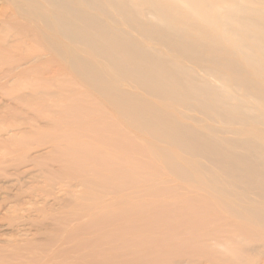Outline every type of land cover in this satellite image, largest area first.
I'll use <instances>...</instances> for the list:
<instances>
[{"label": "bare ground", "instance_id": "6f19581e", "mask_svg": "<svg viewBox=\"0 0 264 264\" xmlns=\"http://www.w3.org/2000/svg\"><path fill=\"white\" fill-rule=\"evenodd\" d=\"M19 1L15 4L19 11L30 7ZM41 1L44 9L37 6L36 11L46 29L41 31L43 37L54 45L52 30L60 34L62 44L70 46L66 49L60 45L58 57L101 98L105 96L120 119L105 114L90 90H73L75 80L72 82L67 74L70 70H65L67 73L55 80L62 91L53 93V89L52 95L45 94L52 96V102H41L37 109L41 117L48 116L42 127L54 137L53 144L46 153L31 160L36 163L44 155L49 161L54 155V164L45 169L47 174L76 181L82 196L90 201L101 199L105 193L112 199L121 192L130 194L147 183L156 201L118 203L109 198L107 208L94 205L98 212L92 213V220L76 224L55 243L48 236V244H60L58 250L53 251L44 242L37 245L35 238L15 251H42L45 255L33 260H38L36 264H68L86 259L89 264H246L242 260L246 251L243 242L249 236L241 238L239 225L218 213L223 210L264 230V9L250 10L260 0ZM176 1L189 4L196 13L216 8L212 27L221 28L223 34L208 28V19L186 14ZM149 15L156 19L149 22ZM20 34L19 41L23 36ZM230 34L235 36L233 42ZM80 45L98 59L101 68L88 60V53L87 57L84 54L87 60L79 56L81 49L76 52L79 55L74 54L75 46L82 48ZM80 83L76 84L83 82ZM223 88L240 91L241 101L225 96ZM106 107L111 113V107ZM119 120H131L132 132L135 129L143 132L140 134L150 133L159 143L177 148L187 162L178 161L170 150L157 151L170 173L194 179L189 168L196 166L217 180L226 179L236 185L239 193L231 188L223 192L220 187L209 188L216 192L215 202L191 193L182 198L166 197L165 193L175 187H163L171 182L163 180L165 174L153 162L154 153L142 146L136 135L123 129ZM52 131L57 132L56 136ZM198 169L195 171L200 173ZM139 183L143 184L137 186ZM247 194L255 202L243 204ZM226 195L242 199L233 204L224 200ZM118 206L124 208L114 210ZM53 217L52 221L61 222L62 228L67 223L66 217ZM96 232L98 235L91 239L84 238Z\"/></svg>", "mask_w": 264, "mask_h": 264}, {"label": "rangeland", "instance_id": "374dc122", "mask_svg": "<svg viewBox=\"0 0 264 264\" xmlns=\"http://www.w3.org/2000/svg\"><path fill=\"white\" fill-rule=\"evenodd\" d=\"M16 1L0 0L1 2L0 9H2L0 10V13L4 11L2 14H0L1 18H3L0 19V26H1L0 27V44H1L0 45V264H36L38 260L36 261L33 260L38 257H43L45 254L42 251L23 250L18 252L15 251V248L21 245H25L29 243L31 240H34L35 238H37L36 239L37 241L34 242H36L37 245H39L38 242H44L48 244L49 241L48 236L53 237L52 239L54 240L55 243L56 241L59 240L60 237H62V234H68V232L71 231L76 224L87 222L88 220H92L93 219L92 213L98 212L94 207V205L96 204H101V209H102L104 205L105 208H107V203H110L111 201H116L118 203L127 202V201H133V203H140V202H149L156 200L150 196L149 183H147L143 187L141 186L139 188L134 189L135 191L132 190L130 194L128 192H121L112 199L111 196H107L108 194L105 193L104 197H101V199L98 197L97 201L96 200L90 201L86 195L82 196V189L81 187H78L76 181H73L69 177H65V176L55 177L51 174H47V170L45 169H47L48 164L49 166L54 164L52 160L54 155L49 158L50 159L49 161L44 158L45 157L44 155L38 159V161L40 162L36 161V163H34L31 160V157L41 155L44 152L46 153L53 144V142H51L52 140L51 138H54L53 136L50 137L48 135L50 131H46L43 128L45 127L44 126L45 124L43 122L44 120H46V118H48V116L44 115V118L46 117L44 119L43 117L38 115L40 114L41 111L37 112V109L40 108L41 102L47 103L48 100H49L48 103L52 102L51 99L52 96L48 97V95L45 94L52 95L53 89H55L53 93H56L59 90L62 91L61 84L55 83V80L57 78L61 79L63 77L61 75H64L69 70L71 72L69 71L67 74H69V76L73 78L72 82L73 80H75L74 84L72 85L73 90H77L79 91V93H81L83 89L84 90L83 92H87L90 90L89 91L90 93L91 92L94 94L96 93L95 95L92 94L93 96H95L94 100L96 99L95 101L99 102L98 106L103 109L105 114L111 116V118L115 117L116 120L120 118L114 112L112 106L109 105L108 103L109 101H107V98L105 96L101 98L98 92L91 89L83 80H81L78 73L76 76L74 69L71 68V66H69L66 61H63L60 57H58L59 51H62L61 46H63L64 48L66 47L68 48L70 46L69 44L68 46L66 44H62V40H61L62 37L60 36V34H58L56 30L55 31L52 30L54 45L48 42L41 34V31L46 29L41 18L37 15L36 7L38 6L39 8L44 9V7L42 6L44 5V2H42L41 0H32V2L30 3L24 1L23 3L18 0L21 4L30 6L27 8H23L19 11L15 6ZM11 2L13 3L11 4ZM175 3L178 5V7L181 10L186 11V14L189 13V15L192 17L194 16L197 19L204 18L206 21L208 19L209 23L206 24L207 27L210 28L211 30L214 28L212 27L213 26L212 21L214 20L215 18L214 16L217 13L216 8L211 9L209 7L202 13H196L191 9V6L189 4L185 5L183 1L182 3H180L179 1H176ZM251 6L253 8H251L250 10H254L255 8L264 9V2H261L260 0L259 2L252 4ZM9 12H11L10 15ZM207 12H209L208 13L209 15L207 14ZM18 13H20L21 16ZM33 16L35 19L32 18ZM6 18L8 19L9 23L7 22ZM21 18L22 21L25 18V20L23 21L24 23L21 21ZM155 19L156 18L153 17V15H149V22L154 21ZM26 21H29L27 22L29 24L27 23L25 24ZM144 21L148 22V19H145ZM7 27H9V29ZM39 27H41V29ZM37 28H39V30ZM16 32H18L17 35ZM20 32L22 33L23 35L22 38H24V40H22L21 38L19 41L18 37L21 36ZM214 32L217 35L223 34V30L221 28L215 27ZM35 33L37 34L36 36ZM229 38L233 42L235 36L230 34ZM6 39L8 40L6 41ZM57 40L60 41V43ZM17 41L19 42V44H17L18 43ZM55 43L56 44L58 43L59 45L58 44L56 45ZM6 44L9 45L7 46ZM40 45L42 46L39 47ZM9 46L12 47L10 48ZM83 48H84L83 46L82 48H80L79 46L78 47L75 46V49L77 51H75L74 54L79 55L77 53L80 52L79 56L82 55L83 59L85 60H87L86 57L89 54L88 60L90 62L93 61L92 63H94V65L96 66L98 64V67L101 68V65L98 63V59L95 56L93 57L92 53H90L88 50L85 51V49ZM78 50L80 51L78 52ZM43 53L44 55H46L45 57ZM84 54L86 57H84ZM54 55L57 56L55 57ZM10 56L11 57L13 56L15 58L13 57L9 58ZM94 61H96L97 63ZM65 64H66V69H63L65 68ZM79 68H82V66H79ZM104 69L113 72L115 74V72L110 70V68L107 66H105ZM55 71H59L60 73L62 71L65 72L61 74H57L59 72H55ZM250 71L254 72V69H250ZM9 75L11 76L9 77ZM58 75L60 77H58ZM52 77L54 78L52 79ZM80 82H83L82 85H78ZM214 84L216 85V83ZM217 85L220 86L219 84ZM223 91L225 92L224 93L225 96L229 98H235L236 102L241 101L240 99L242 98V93L240 91L237 92L230 88H223ZM38 96L40 97L42 96V97L40 98ZM145 98L147 99L149 98L148 100L151 99L148 96H146ZM106 106H109V108L111 107V113H109L110 109L108 110V107ZM119 121L122 128L125 126V128L123 129L128 131L130 134L133 133L134 136L136 135L140 139L141 145L144 146L145 148L147 147L150 152L154 153L153 162H155L156 167L158 169L163 170V173L165 174L163 175L164 177H162L163 180L168 179L171 182L169 185H163V187L164 188L168 186L175 187L174 190L170 189V191H167L165 193L166 197L182 198L185 194L191 193L198 195V197L200 198L205 196V199L207 201L215 202L216 199L213 197V195L216 192L211 191L209 188L220 187L221 192H223L227 188H231L237 194L239 193L238 187H235L236 185L231 184L226 179L217 180L216 178H213L214 177L213 175H212L213 177L210 175L211 173L208 172L209 173L208 174L204 169L202 168L198 169L196 166L189 168L190 173L192 172L194 175L193 177L194 179L192 178L184 179L182 177H178L174 173H170L169 169L167 168L165 160L162 159L159 155H157V151L162 152V151L170 150L173 157H175L178 161L187 162L183 157L179 156L180 154L178 153L177 148H175L174 146H167L166 144L161 142L159 143V141L153 138L150 133L149 135L140 134L143 132L142 131L137 132L138 130L135 129L132 132L129 124L131 120L130 121L122 120V122L124 123H122L121 120ZM40 126L41 127L43 126L42 127L43 130L40 128ZM33 128H35V130L37 128L40 131L36 130L38 132L36 133ZM54 132L55 131H52V133L55 134L54 136H56L57 132L55 133ZM44 134H47V138H45ZM143 137L145 140L143 139ZM30 140L31 142H29ZM46 140H50V141L45 142ZM84 140L85 139H82V143L84 142ZM154 141H158V142L154 143ZM42 143L44 144L41 145ZM43 162L45 163L43 164ZM54 167L57 168L56 165ZM195 169H198L200 173H198V171H195ZM142 184L139 183L137 186ZM205 184L207 187L205 186ZM132 192H136V193L132 195ZM109 198H111L112 200L111 201L108 200L109 202H106V200ZM224 198H223L224 200H227L228 202H231L233 204L239 203V201H241L242 199L235 195L231 197H228L226 195V197ZM65 200H68V203L64 202ZM254 200L255 199L248 194L244 199H242L243 204L246 203L245 205H248L250 203L252 204L253 202H255ZM121 208H124V206H118L114 208V210H119ZM218 215L222 217H226L230 222H234L235 224H238L239 225L238 235L241 238H243L245 234L249 236V239L246 242H243V244H245L246 251L242 257V260H244L246 264H262L264 261V230L258 229L253 225L241 222L229 216L223 210H220ZM53 216L55 217V219H60V220H63L62 217L67 218V223L63 224L64 226L63 228H65L64 231H61L63 229L61 226V222L56 223L55 221H52ZM54 226L55 227L60 226V228L62 229L53 228ZM69 226L70 228H68ZM102 232L103 230L101 231V233ZM93 235H98V234L97 232L90 234L88 233L84 236V238L86 240H89L93 237ZM233 235L234 234H232V236ZM48 245L49 248H51L53 251L58 250L60 248L59 243H57L56 245H51L49 243ZM68 264H89V262L86 259L85 261H79V262L76 261L75 263H71L69 261Z\"/></svg>", "mask_w": 264, "mask_h": 264}]
</instances>
